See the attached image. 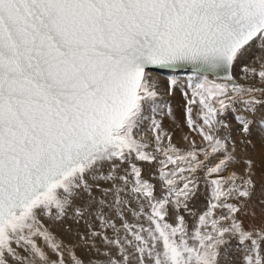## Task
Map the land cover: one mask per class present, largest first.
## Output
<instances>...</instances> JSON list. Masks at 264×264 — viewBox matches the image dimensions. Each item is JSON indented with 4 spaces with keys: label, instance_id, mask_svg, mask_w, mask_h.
Listing matches in <instances>:
<instances>
[{
    "label": "snow or ice",
    "instance_id": "1",
    "mask_svg": "<svg viewBox=\"0 0 264 264\" xmlns=\"http://www.w3.org/2000/svg\"><path fill=\"white\" fill-rule=\"evenodd\" d=\"M257 132L264 0H0V264H264Z\"/></svg>",
    "mask_w": 264,
    "mask_h": 264
},
{
    "label": "rangeland",
    "instance_id": "2",
    "mask_svg": "<svg viewBox=\"0 0 264 264\" xmlns=\"http://www.w3.org/2000/svg\"><path fill=\"white\" fill-rule=\"evenodd\" d=\"M152 75L155 76L159 80V85H160L159 90L161 92L163 102H166V104L172 108L171 116L167 114V108L165 109V115L162 118L163 126L165 129L175 133V136H174L175 142H177L178 144H183L182 136L188 132V129L185 125V120H184L186 100H185L184 95L182 94L181 87L179 85L176 86L175 90L171 94L168 93L167 78L169 76H173L177 78L181 82V84L185 86L184 90L186 91L187 81L190 77H193L194 74L192 73V71L154 70ZM209 78H213V77L210 76ZM171 99H175L178 103L176 104V102H174L173 100L171 101ZM253 142L256 144V148L255 150L250 148L249 152L253 154L254 158L259 160L261 158V154L264 153V148H262L261 146L260 137H259L258 132L256 133V136ZM241 167L243 166L241 165ZM145 168L147 169V166H145ZM145 175H147V170L145 171ZM256 214H257V223H258L261 218L260 209H256ZM245 222L247 223V219ZM59 227L57 225H55V227L52 226L53 229L58 228V230H60ZM63 233L64 231L63 232L60 231V234L58 236L60 237H62V235L65 236L63 239L67 241L68 238L70 237L67 235V233H65L66 235H64ZM80 254H83V252L81 251Z\"/></svg>",
    "mask_w": 264,
    "mask_h": 264
},
{
    "label": "bare ground",
    "instance_id": "3",
    "mask_svg": "<svg viewBox=\"0 0 264 264\" xmlns=\"http://www.w3.org/2000/svg\"><path fill=\"white\" fill-rule=\"evenodd\" d=\"M175 71H178V70H175ZM179 71H182V70H179ZM190 73H191V72H190ZM210 76H211V75H210ZM172 100H173L174 102H176V104L178 103L175 99H171V101H172ZM171 103H172V102H171ZM173 108H174V107H173ZM171 109H172V108H171ZM52 226L55 227V225H52ZM57 226L59 227V225H57ZM59 229H60V230H58V228H55V229H53V231H54L57 235H59V234H60V231H62V232L64 231V230L61 229L60 227H59ZM63 234L66 235L65 232H64ZM64 237H65V236L62 235V238H64ZM69 239H70V238H68V240H69ZM81 251H82V250H81ZM81 251H80V252H81Z\"/></svg>",
    "mask_w": 264,
    "mask_h": 264
},
{
    "label": "water",
    "instance_id": "4",
    "mask_svg": "<svg viewBox=\"0 0 264 264\" xmlns=\"http://www.w3.org/2000/svg\"><path fill=\"white\" fill-rule=\"evenodd\" d=\"M177 70H182V71H192L191 67H185V68H181V69H177ZM174 71V70H171Z\"/></svg>",
    "mask_w": 264,
    "mask_h": 264
}]
</instances>
